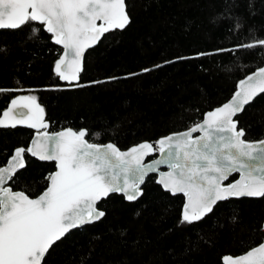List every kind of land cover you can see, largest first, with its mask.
I'll return each instance as SVG.
<instances>
[{
    "label": "trees",
    "instance_id": "1",
    "mask_svg": "<svg viewBox=\"0 0 264 264\" xmlns=\"http://www.w3.org/2000/svg\"><path fill=\"white\" fill-rule=\"evenodd\" d=\"M126 5L129 25L106 34L86 53L79 83L84 87L67 86L55 76L61 50L46 32L30 39V26L0 30V88L26 90L0 93V114L15 96L35 95L50 132L88 129L93 142L126 150L187 130L227 102L237 82L264 62L261 48L218 51L264 38V0H126ZM145 68L152 71L141 72ZM236 119L247 139L264 137V94ZM33 134L0 129V164L15 147H27ZM26 161L14 190L35 196L54 164ZM143 191L134 203L117 195L102 201L105 217L58 242L46 264H221L224 255H240L261 242L264 198L231 199L203 221L177 227L183 197L164 192L155 177Z\"/></svg>",
    "mask_w": 264,
    "mask_h": 264
},
{
    "label": "snow or ice",
    "instance_id": "2",
    "mask_svg": "<svg viewBox=\"0 0 264 264\" xmlns=\"http://www.w3.org/2000/svg\"><path fill=\"white\" fill-rule=\"evenodd\" d=\"M126 9V0H0V30L30 26V39L39 38L41 32L51 34L61 50L54 74L73 82L80 79L86 50L130 23ZM256 48L264 49V38L253 37L249 43L218 51ZM20 91L26 90L0 88V93ZM261 94L264 62L237 82L227 102L187 130L126 150L111 142H93L87 138L88 129L64 127L50 132L37 97L15 96L0 114V129L23 126L34 134L27 147H15L0 164V264H46L50 250L73 230L105 217L99 207L102 201L113 194L127 202L137 201L152 174L166 193L184 197L177 227L203 221L220 202L264 198V137L247 139L236 119ZM149 156L153 158L145 162ZM26 157L54 164L44 178L43 191L35 196L14 190L17 174L26 168ZM232 219L235 222L236 217ZM259 232L261 242L240 255H224L221 264H264V222Z\"/></svg>",
    "mask_w": 264,
    "mask_h": 264
},
{
    "label": "water",
    "instance_id": "3",
    "mask_svg": "<svg viewBox=\"0 0 264 264\" xmlns=\"http://www.w3.org/2000/svg\"><path fill=\"white\" fill-rule=\"evenodd\" d=\"M129 25V24H128ZM127 25V26H128ZM126 26V27H127ZM124 30V29H123ZM123 30H117V31H123ZM48 34V33H47ZM49 36H51V34H48ZM102 40V39H101ZM52 41V40H51ZM52 43L55 45V46H57L59 49H60V46H58V45H56L53 41H52ZM98 45V43L93 47V48H95L96 46ZM93 48H91V49H88V50H86V52H85V55H86V53L88 52V51H90V50H92ZM85 55H84V58H85ZM84 58H83V68H84ZM83 68H82V71L80 72V75L82 74V72H83ZM60 81V83H62V84H65V85H67V86H75V84L76 83H80V79H79V81H73V82H67V81H61V80H59ZM262 95V94H261ZM260 95V96H261ZM259 97V96H258ZM252 104V103H251ZM9 105V104H8ZM249 106V105H248ZM247 107V106H246ZM2 114V113H1ZM242 114V113H241ZM241 114H239L238 115V117L241 115ZM237 118V117H236ZM17 128H21V129H27V130H31V131H33L34 132V130L33 129H28V128H26V127H23V126H18ZM16 129V128H15ZM48 131H49V129H48ZM194 136L195 135H199V133H194L193 134ZM31 141V140H30ZM30 143V142H29ZM30 158H33V157H30ZM153 158V156H149V157H147L146 158V161L145 162H148V160H151ZM33 159H35V158H33ZM36 160V159H35ZM38 161V160H37ZM39 162H41V161H39ZM42 163H51V162H42ZM23 170V169H22ZM22 170H20V171H22ZM161 170H166V168L164 167V166H162L161 167ZM150 177H155V180H156V176H155V174H152ZM149 177V178H150ZM147 180V179H146ZM146 183V182H145ZM156 184V183H155ZM145 185V184H144ZM144 185H142V188L144 187ZM157 186H159V187H161L160 185H158V184H156ZM162 189V188H161ZM163 190V189H162ZM164 191V190H163ZM165 192V191H164ZM170 194V193H169ZM113 195H117V194H113ZM171 195V194H170ZM117 196H120V195H117ZM171 196H173V195H171ZM175 196H182V194H177V195H175ZM122 197V196H121ZM183 197V196H182ZM141 198V197H140ZM139 198V199H140ZM138 199V200H139ZM244 199H259V198H244ZM137 200V201H138ZM235 200H237V199H235ZM240 200V199H239ZM183 201H184V197H183ZM125 202H127V201H125ZM136 202V201H135ZM127 203H134V202H127ZM220 203H222V202H220ZM182 209H183V206H182ZM182 209H181V213H182ZM100 221V220H99ZM99 221H96L95 223H97V222H99ZM95 223H93V224H95ZM92 225V224H91ZM87 226H89V225H87ZM74 231V230H73Z\"/></svg>",
    "mask_w": 264,
    "mask_h": 264
},
{
    "label": "flooded vegetation",
    "instance_id": "4",
    "mask_svg": "<svg viewBox=\"0 0 264 264\" xmlns=\"http://www.w3.org/2000/svg\"><path fill=\"white\" fill-rule=\"evenodd\" d=\"M31 131V130H30ZM33 132V131H32ZM34 133V132H33Z\"/></svg>",
    "mask_w": 264,
    "mask_h": 264
}]
</instances>
